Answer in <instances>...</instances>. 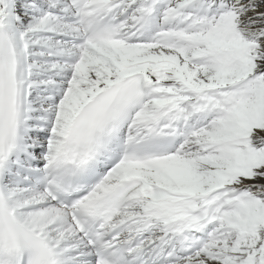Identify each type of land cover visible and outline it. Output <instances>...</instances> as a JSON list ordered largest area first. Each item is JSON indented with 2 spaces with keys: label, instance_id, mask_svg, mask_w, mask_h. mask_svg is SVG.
Instances as JSON below:
<instances>
[{
  "label": "snow or ice",
  "instance_id": "snow-or-ice-1",
  "mask_svg": "<svg viewBox=\"0 0 264 264\" xmlns=\"http://www.w3.org/2000/svg\"><path fill=\"white\" fill-rule=\"evenodd\" d=\"M0 264H264V0H0Z\"/></svg>",
  "mask_w": 264,
  "mask_h": 264
}]
</instances>
